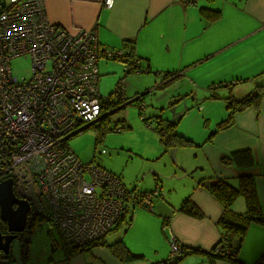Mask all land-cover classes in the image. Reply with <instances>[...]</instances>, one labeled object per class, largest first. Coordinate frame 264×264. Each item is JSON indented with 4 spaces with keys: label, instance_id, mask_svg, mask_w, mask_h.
Wrapping results in <instances>:
<instances>
[{
    "label": "crops",
    "instance_id": "0c3cea01",
    "mask_svg": "<svg viewBox=\"0 0 264 264\" xmlns=\"http://www.w3.org/2000/svg\"><path fill=\"white\" fill-rule=\"evenodd\" d=\"M0 1L9 3L11 0ZM100 1L43 0L49 22L69 32L94 26L100 48L121 49L124 39L132 41L134 58L138 59L143 71L125 75L119 64L123 65L122 60L100 56L97 62L98 91L114 84L115 79L123 78L125 97L134 98L141 87H147L150 78L156 77L158 86L171 87L165 91L167 96L190 102H186L188 106L182 110L175 104L167 109L170 106L166 104L168 115H164L159 93L152 96L149 104L141 103L137 109L136 103L150 96L147 89L139 95L140 100L124 106L116 104L113 111L123 108L124 116L117 117L114 122L120 121L122 128L107 131L100 140L108 147L119 149L122 156L136 163L133 175L141 173L145 179V186L137 193L152 189L157 192L149 200L150 208L135 204L127 195L122 218L103 240L120 239L137 257L123 260L107 246L97 244L73 250L64 264H161L168 253L170 237L177 239L185 251L189 247L199 249L186 251L176 264H231L209 253L223 233L218 222L223 207L201 184V179L218 175L236 184L239 175L252 174L264 212V95L257 106L237 110L232 124L223 128L217 125L229 112L226 102L219 99L221 102L214 103L216 99H210L209 95H231L235 87L221 85L228 79L240 82L253 78L257 84L264 82V0H113L110 7H102ZM213 11H217V15L210 18L208 14L211 12L212 15ZM211 84L214 85L210 87ZM244 90L237 88L235 92ZM201 100H207L204 102H209L208 106H215V109L205 110L203 123L194 126L198 123V114L190 109L194 108L190 103ZM158 113L165 118L171 114L173 119L191 116L189 127L176 124L175 132L189 137L187 139L194 144L164 146L151 120V116ZM239 149L251 151L252 164L222 161L229 152ZM98 150L97 154H100ZM101 153H106L109 159L101 163L102 167L115 173L112 160L114 154L119 153L105 149ZM165 165L169 166L174 178L170 186L165 185L174 187L170 193H162L160 183L159 173ZM151 167H155L154 173ZM118 177L129 193L137 194L136 185L126 188L130 185L124 183L121 174ZM184 198L201 210V215L179 209ZM233 208L243 212L244 199L238 197ZM44 214L48 215V211ZM84 250H90L89 256L82 252ZM237 256L246 264L264 257V223L250 222ZM26 261L23 263L21 259L18 264H26ZM259 264H264V258Z\"/></svg>",
    "mask_w": 264,
    "mask_h": 264
},
{
    "label": "built area",
    "instance_id": "2783aa9c",
    "mask_svg": "<svg viewBox=\"0 0 264 264\" xmlns=\"http://www.w3.org/2000/svg\"><path fill=\"white\" fill-rule=\"evenodd\" d=\"M100 2L110 7L113 0ZM121 54V49L99 47L94 26L69 32L49 22L43 0L0 1V149L8 158L2 168L27 165L32 171L66 255L108 231L127 195L150 208L157 192L129 193L118 175L92 160L81 162L67 142L72 134L99 123L105 100L123 96L122 78L106 96L97 85L98 58ZM20 55L29 56L28 77L11 71L9 60ZM122 68L124 74L137 72L139 61L123 62ZM168 245L170 262L179 242L170 237ZM224 247L219 241L214 251L228 253L230 248Z\"/></svg>",
    "mask_w": 264,
    "mask_h": 264
},
{
    "label": "trees",
    "instance_id": "16d2710c",
    "mask_svg": "<svg viewBox=\"0 0 264 264\" xmlns=\"http://www.w3.org/2000/svg\"><path fill=\"white\" fill-rule=\"evenodd\" d=\"M213 12L214 13L212 15H210L211 12L208 14L210 18H213L217 15V11H213ZM131 43H132L131 40H128V39L123 40L122 48H121L122 54L120 55L119 58H116V59L132 64V61L135 56H134V53L132 52ZM145 70H147V68ZM233 81L238 82L237 79L235 80L233 79L231 81L232 84L234 83ZM213 85L214 84H211L210 87H212ZM256 88H257L256 92L247 93L240 98H235L230 94L227 96H219L216 94L210 95L213 98L224 99V101L226 102V107L229 110L226 118L218 123L217 125L218 128L230 126L233 122L234 113L237 110H241L249 105L257 106L259 104L260 99L264 95V82L259 83ZM116 104H117V101H112L109 99L105 100L104 103L102 104V107H101V111H102L101 118L102 119L99 120V123L94 124L96 141L100 140L101 137L107 131H110V130L114 131L117 126L119 127L118 130L122 128V123L120 121H115L113 124V128L109 127L108 126L109 121L106 119L107 114L111 113L115 109ZM106 109H110V110L105 112ZM141 118L144 121H147L146 117L141 116ZM151 120L153 122V128L155 129L158 135V139L164 146L167 147V146L194 144V142H192L191 140L184 138L175 132V126L177 124L176 119L171 120V119L163 117L162 115L158 113V114L151 116ZM0 152H2L1 149H0ZM4 153L6 155V160L4 162H2L1 160L0 162L1 165H4L8 160L7 152L5 150H4ZM222 161L227 164L235 163L238 165H249L253 163V157H252L250 150L239 149V150L229 152V154H227L226 156L222 158ZM201 184H203L204 187L207 188L208 191L215 196V198L221 203L223 207L222 213L218 220L219 224L221 225L223 229V233L219 241H222L225 244L224 248H228V247L230 248L228 253L227 252L222 253V254L216 253L214 251L215 249L214 247L216 245L215 244L212 250L209 252L210 255H212L213 257H220V258L226 259L231 264H246L237 256L239 246L241 243V239L248 225L250 224V222L256 221L259 223H264V212L259 203L256 186H255V180H254L253 175L252 174L239 175L237 177L236 184H232L230 180L228 178H225L224 176L214 175L210 177H203L201 179ZM238 197H242L244 199L245 210L243 212H238L234 210L233 208V204L236 201V199H238ZM126 198L127 196L124 199ZM123 209H125V206ZM179 209L191 215H201L202 213L201 210H198L191 203V201H189L188 198H184V200L179 206ZM122 215L123 213L115 221L114 225H112V227L108 231H106L103 235H101L97 239L91 240L90 242L84 245L72 247L69 252H72L73 250H80L82 248L85 249L93 245L101 244V245L107 246L109 250L111 251V253H113L115 256L123 260L136 258L137 256L129 252L126 249V247L123 245L120 239H116L112 242H105V240H103L104 235L110 230H112L117 225V223L122 218ZM32 216L34 218L31 221H29L30 219L29 217L31 216L26 218L24 232H22L19 235L20 239H18L19 254H20V258L23 260V263L24 261H26L27 256H28L27 250L23 248V245L25 244V242L28 241L30 234L34 231V228L38 226L40 221L44 219L49 220L48 215L42 212H38ZM22 240L24 243L20 242ZM195 250H199V249L195 247H189L187 248L186 251H195ZM186 251H185V247L181 243H179L178 251L176 255L174 256L173 260L169 262L167 260L168 258H165V260L161 264H176L179 258H181L183 254L186 253ZM263 258L264 257H260L259 259H257L255 263H251V264H259L260 260H262Z\"/></svg>",
    "mask_w": 264,
    "mask_h": 264
},
{
    "label": "rangeland",
    "instance_id": "374dc122",
    "mask_svg": "<svg viewBox=\"0 0 264 264\" xmlns=\"http://www.w3.org/2000/svg\"><path fill=\"white\" fill-rule=\"evenodd\" d=\"M110 59H113V58H110ZM116 60L117 59H114V61ZM9 64H10V68H11L13 75H16L18 78L21 76L28 77L30 75V60H29L28 55H20V56L11 58L9 60ZM119 64L122 70L123 69L122 65L120 62ZM137 74L138 73L133 71V73H130V76L137 75ZM232 80L233 79H228L227 81L221 83V85L229 86L232 84L231 82ZM258 84L256 82V79H253V78L249 80L240 81V82H234L232 84V87L233 88L235 87V90L233 89V91L231 92V95L235 98H240L247 93H254L257 90L256 87L258 86ZM158 85H159V81L156 79V77H154L153 79L150 78V80L146 84L147 86L146 88L141 87L140 92H144L145 90L148 89V91L146 92L150 94V96L148 98H144L141 101L137 102L136 103L138 105L136 106L137 109L140 108L141 103L143 105L149 104L152 96L154 94L155 96H157L159 95V93L160 95H162L159 98V100L162 102V105H164L163 107L164 115L165 114L168 115L167 109L171 108L170 105L175 104L179 108V110H182L184 106L190 102L189 100H184L183 98H181L180 100H177L175 96H172V97H169L170 95L167 96L165 94V91L170 90L171 87L167 85H164V86H158ZM112 87H113L112 83L110 85H107L104 91L99 92L100 95L106 96L110 92V90H112ZM237 88H242L245 90L242 91L241 93H236L235 91ZM209 98L216 99L214 100V103L221 102V100H219L221 98H213L210 95H209ZM204 101H207V100H201L197 102L191 101L190 103L191 106H194V108L190 107V109H193L192 110L193 112L195 110L194 113L198 114V118L196 119V123L198 120V123H197L198 125L195 124L194 126H199L203 123L205 115H202V114H205L204 113L205 110L210 112L211 109H215V106L211 108V106H208L207 104L209 102H204ZM166 104L167 106H170L167 109H166ZM130 106L135 107V105L133 104H131ZM108 110L110 109H106L105 112H107ZM120 116L122 117L124 116L123 108L117 109L116 111H113L107 114L106 119L109 121L108 126L113 128L114 120H116V118ZM167 118L168 119L172 118L171 120L176 119L178 126L185 124L187 128L189 127L190 122H191V116H180V117H176L173 119V116L169 114ZM67 142L81 162H87L89 160H92L96 162L99 166H103L102 165L103 161L108 162L109 159H107L108 155L106 153L97 154L98 149L103 148L105 149V151H112L114 153H119V149L108 147V145L104 144L101 140H98V141L95 140V125H88L85 128L81 129L79 132L72 134L67 139ZM114 155H115L114 159L112 160L113 171H115V174L116 173L121 174L123 177L124 183H126L128 186L130 185L129 187L127 186L125 187L130 189L131 187L136 185L135 192L137 193V192L142 191L140 187L144 185L145 179L142 177L141 173L139 174L137 173L133 175L134 171L136 170V167H134L136 163L133 160L122 156L120 153L114 154ZM164 162L165 160L162 161V164ZM150 169L153 170V173H154L155 167H151ZM119 174H116V175L119 176ZM171 174L172 173L168 165H165V168L159 173L160 183L162 184V188H163L162 193H170L172 192V189H174V187H165V185L170 186L174 181V178L172 177ZM30 198H31L32 205L35 210L40 211L42 213H45L48 211L46 200L39 193L38 185L35 181H33L30 186ZM18 239H20L19 236L17 239L14 238L10 244L9 253L11 255L9 256V258H10L11 263H14V264L16 263L18 264L21 262L19 248H18V245H19ZM20 242L24 243L23 240ZM23 248L27 250V255H28L26 264H64V260L67 258V255H66L67 248L62 244L57 230L46 219L40 221L38 226L34 228V231L30 234L28 241L25 242V244L23 245ZM82 252L86 253L88 256L90 254V250L89 251L84 250Z\"/></svg>",
    "mask_w": 264,
    "mask_h": 264
},
{
    "label": "water",
    "instance_id": "95a60500",
    "mask_svg": "<svg viewBox=\"0 0 264 264\" xmlns=\"http://www.w3.org/2000/svg\"><path fill=\"white\" fill-rule=\"evenodd\" d=\"M29 207L28 199L19 198L14 194L11 176L0 179V221L4 223L6 230H0V264H11L10 244L17 238V232L23 230Z\"/></svg>",
    "mask_w": 264,
    "mask_h": 264
},
{
    "label": "flooded vegetation",
    "instance_id": "af4514ba",
    "mask_svg": "<svg viewBox=\"0 0 264 264\" xmlns=\"http://www.w3.org/2000/svg\"><path fill=\"white\" fill-rule=\"evenodd\" d=\"M2 152H0V162L2 160V162H4L6 160V155L3 151V149H1ZM3 165L0 164V179L7 177V176H11L12 177V190L14 192V194L19 197V198H25L29 200L30 203V207L29 210L27 211V217H29V221H31L34 217L32 215L40 212L34 209L33 205H32V201L30 198V186L32 184L33 181H35L34 179V175L32 173V171L29 170V168L27 167V165H22L19 167H14L11 170H4L3 171ZM1 222V221H0ZM31 223V222H29ZM25 226L23 228L22 231L17 232V237L24 232ZM0 230L3 232H6L5 230V225L3 222L0 223ZM63 244V243H62Z\"/></svg>",
    "mask_w": 264,
    "mask_h": 264
},
{
    "label": "bare ground",
    "instance_id": "6f19581e",
    "mask_svg": "<svg viewBox=\"0 0 264 264\" xmlns=\"http://www.w3.org/2000/svg\"><path fill=\"white\" fill-rule=\"evenodd\" d=\"M110 49H113V48H110ZM139 71H143L142 69H140ZM139 71H137V72H139ZM127 73H125V75H126ZM123 79V78H122ZM141 99V96H139V95H137V96H134V98H126L125 97V94H124V91H123V96L122 97H112L110 100H112V101H117V103L118 104H120L121 106L123 105H126V104H129L130 102H133V101H135V100H140ZM122 213H123V211H122ZM121 213V214H122ZM120 214V215H121ZM119 215V216H120ZM119 218V217H118ZM117 218V219H118Z\"/></svg>",
    "mask_w": 264,
    "mask_h": 264
}]
</instances>
